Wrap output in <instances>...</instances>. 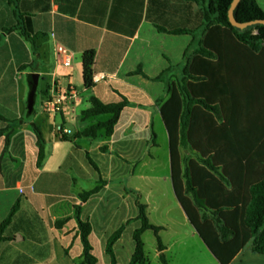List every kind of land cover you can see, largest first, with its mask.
Wrapping results in <instances>:
<instances>
[{"label":"crops","instance_id":"obj_1","mask_svg":"<svg viewBox=\"0 0 264 264\" xmlns=\"http://www.w3.org/2000/svg\"><path fill=\"white\" fill-rule=\"evenodd\" d=\"M206 5L196 0H0V130L10 132L7 152L0 138V225L20 200L2 234L0 264L80 263L78 205L80 220L91 227L96 264H111L106 244L121 228L112 247L114 264H130L133 234L141 227L138 195L148 222L160 229L168 264H219L174 196L159 105L166 85L154 80L164 73L165 79L181 74L186 58L197 51L206 30ZM24 25L36 39V52L22 35ZM178 30L184 32L170 33ZM57 47L72 55L69 67L57 61ZM90 50L95 52L93 84L86 88L82 55ZM138 68L142 75H131ZM32 74L43 86H37L27 117ZM54 95L63 101L60 112L51 116L43 105ZM92 98L103 104L127 102L109 137L103 132L84 135L110 119L82 117ZM33 125L44 140L40 168ZM56 126L71 132L63 136L66 140L56 134ZM100 183L101 190L81 203L78 195ZM149 232L152 261L161 264L156 238L145 231L141 239L147 264L144 238ZM230 264H264V256L252 253L249 242Z\"/></svg>","mask_w":264,"mask_h":264},{"label":"trees","instance_id":"obj_2","mask_svg":"<svg viewBox=\"0 0 264 264\" xmlns=\"http://www.w3.org/2000/svg\"><path fill=\"white\" fill-rule=\"evenodd\" d=\"M196 1H207L204 8L206 30L199 48L186 58L180 80L165 79V73L154 80L166 85L165 98L159 105L168 137L174 196L213 257L219 264H230L249 242L252 253L264 256V26L244 30L231 26L227 15L233 0ZM233 15L241 24L264 21V11L256 0H241ZM16 18L18 23L22 21L21 17ZM22 35L36 52V39L25 25ZM94 58L93 50L82 55L86 88L93 84ZM131 75H142V71L138 68ZM126 105L125 100L103 104L92 98L90 108L82 112V117L107 115L110 119L96 123L84 131V135L95 137L103 132L104 136H111ZM32 112L33 109L27 108L26 116ZM33 131L38 149L36 168H40L44 160V140L34 125ZM9 136L8 128L0 130L5 152ZM183 148L195 158L184 163L180 153ZM102 184L80 193V202L85 203L97 194ZM136 206L141 227L133 234L135 250L130 264H147L141 239L145 231H151L156 238L160 263L168 264L158 237L160 229L148 222L146 207L139 195ZM19 207L20 200H17L0 225V242ZM80 209L79 205L75 206L74 216L83 248L78 264H96L89 243L91 227L80 220ZM121 232L122 228L106 244L111 264L115 262L112 247Z\"/></svg>","mask_w":264,"mask_h":264},{"label":"built area","instance_id":"obj_3","mask_svg":"<svg viewBox=\"0 0 264 264\" xmlns=\"http://www.w3.org/2000/svg\"><path fill=\"white\" fill-rule=\"evenodd\" d=\"M254 34H257L254 32ZM55 55L57 58V61L64 67H69L71 65L72 61V55L68 53L64 48L57 47L55 49ZM69 94L71 97H75L74 91L72 89L69 90ZM62 97L59 95L51 96L49 100H47L43 105V111L47 115L55 116L57 115L61 110L62 105ZM56 134L60 137H63L65 135H70L71 132L61 126L55 127Z\"/></svg>","mask_w":264,"mask_h":264},{"label":"water","instance_id":"obj_4","mask_svg":"<svg viewBox=\"0 0 264 264\" xmlns=\"http://www.w3.org/2000/svg\"><path fill=\"white\" fill-rule=\"evenodd\" d=\"M241 0H233L230 8L228 10V21L231 24V26L240 29V30H244V29H251L260 25L264 26V21L262 20H258V21H254V22H248V23H238L233 15L234 10L236 9V7L238 6V4L240 3ZM38 86V75L32 74L28 76V88H29V93H28V100H27V108L29 111H31L33 109L34 106V99H35V95H36V89ZM17 240H20V237H16Z\"/></svg>","mask_w":264,"mask_h":264},{"label":"rangeland","instance_id":"obj_5","mask_svg":"<svg viewBox=\"0 0 264 264\" xmlns=\"http://www.w3.org/2000/svg\"><path fill=\"white\" fill-rule=\"evenodd\" d=\"M259 4L261 5V7L264 9V0H258ZM181 74L179 73L178 75H174L173 79L171 81H175V80H180L181 79ZM43 86V83L40 81L39 82V86H38V90H40ZM35 108H38V104H37V99H36V103H35ZM163 148H164V144H163ZM190 158H194V155L191 154V152L188 151V149H185L183 148L182 149V159H183V162L184 163H187V161L190 159ZM81 186V185H80ZM90 186H93L92 183L91 185H88V184H84V190H87L90 188ZM153 239V236L152 234L149 232L148 235L144 238V242L146 244V253H147V256H148V259L150 261V264H155L153 261H152V253H151V248H150V242L152 241Z\"/></svg>","mask_w":264,"mask_h":264}]
</instances>
